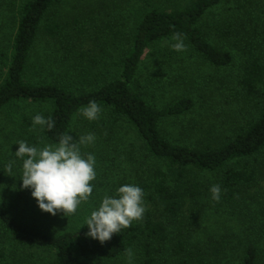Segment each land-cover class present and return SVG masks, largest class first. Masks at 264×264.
I'll use <instances>...</instances> for the list:
<instances>
[{"label": "trees", "instance_id": "16d2710c", "mask_svg": "<svg viewBox=\"0 0 264 264\" xmlns=\"http://www.w3.org/2000/svg\"><path fill=\"white\" fill-rule=\"evenodd\" d=\"M177 32L186 51H151ZM165 76L201 83L169 97ZM93 100L89 121L78 110ZM37 114L51 131L33 130ZM65 132L96 137L81 147L95 156L92 195L66 217L21 190L14 156L18 141ZM124 184L145 194L142 221L86 238ZM129 248L132 264H264V0H0V264H128Z\"/></svg>", "mask_w": 264, "mask_h": 264}, {"label": "clouds", "instance_id": "9594fccd", "mask_svg": "<svg viewBox=\"0 0 264 264\" xmlns=\"http://www.w3.org/2000/svg\"><path fill=\"white\" fill-rule=\"evenodd\" d=\"M172 39L173 50L183 52L187 50L182 33H174ZM101 107L96 101H89L78 112L85 119L95 121L99 119ZM51 117L45 118L40 114L33 117V130L39 126L51 131L54 127ZM67 133H61L58 143L46 144L42 148L30 146L21 140L17 142L18 150L14 156L22 161L21 190L30 189L31 196L38 208L52 216L58 212L70 216L77 212L82 203H87L93 192V182L96 179L95 156L82 155L81 147L94 144V134H86L75 141ZM14 160L6 165L12 172ZM214 201H219L221 188L213 185L210 188ZM144 192L134 184L120 186L115 195H104L98 209L93 210L86 218L88 232L86 238L97 240L100 244L109 241L114 234H120L123 229L130 228L133 222H140L144 217ZM128 264H132L134 257L131 248L124 252Z\"/></svg>", "mask_w": 264, "mask_h": 264}, {"label": "rangeland", "instance_id": "374dc122", "mask_svg": "<svg viewBox=\"0 0 264 264\" xmlns=\"http://www.w3.org/2000/svg\"><path fill=\"white\" fill-rule=\"evenodd\" d=\"M165 0H163V2H164ZM148 2H150V1H148ZM69 8V4H68V2H66V3H64L62 6H61V9H60V11L61 12H63V11H67V10H69L68 9ZM143 11H145V10H147V8H148V4H146V5H144L143 6ZM64 9V10H63ZM65 9H67V10H65ZM120 13H122V14H127V12L128 11H119ZM131 14V13H130ZM172 44H174V43H171V41H164V42H162V43H160V44H158V45H155L154 47H153V49H151V51L152 50H158V51H162V50H168V49H170V48H172ZM88 47H90L89 46V44H85L84 45V49H87ZM150 51V52H151ZM164 53V52H163ZM144 67H143V70H145V71H149V73H153V71L155 70V67H156V64H155V62L154 61H150V62H147L146 64H144L143 65ZM154 78H156V79H159V74L158 75H156V76H154ZM164 82H165V84H167V85H169L170 83L172 84V87H171V91L169 92V93H167V95L169 96V97H171V96H179V95H181V94H184V93H189V90H192V91H194V92H196L195 91V88H197V86H198V84H200L201 82L199 81V79H196L195 80V87L194 88H191V87H188V86H185V87H181V86H178V85H175L174 83H173V81L170 79V78H168V77H164ZM155 94H159V92L158 91H156L155 92ZM198 95H201V91H198ZM202 95H204V94H202ZM193 97H197V95H196V93L194 94V95H192ZM2 189L3 190H6V189H8V187H6V186H4V187H2ZM100 205V204H99ZM98 205V206H99ZM81 206H84L83 204L81 205Z\"/></svg>", "mask_w": 264, "mask_h": 264}]
</instances>
